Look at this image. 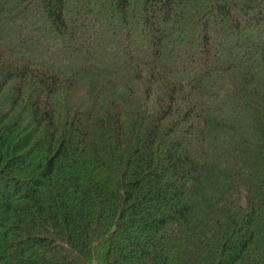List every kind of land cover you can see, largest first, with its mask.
Instances as JSON below:
<instances>
[{
    "label": "trees",
    "instance_id": "16d2710c",
    "mask_svg": "<svg viewBox=\"0 0 264 264\" xmlns=\"http://www.w3.org/2000/svg\"><path fill=\"white\" fill-rule=\"evenodd\" d=\"M0 264H264V0H0Z\"/></svg>",
    "mask_w": 264,
    "mask_h": 264
}]
</instances>
